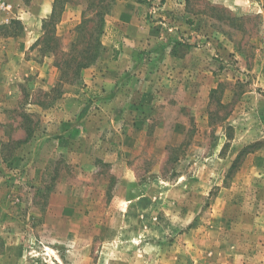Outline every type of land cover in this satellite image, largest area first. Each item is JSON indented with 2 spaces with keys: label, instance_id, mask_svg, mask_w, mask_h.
<instances>
[{
  "label": "rangeland",
  "instance_id": "rangeland-1",
  "mask_svg": "<svg viewBox=\"0 0 264 264\" xmlns=\"http://www.w3.org/2000/svg\"><path fill=\"white\" fill-rule=\"evenodd\" d=\"M8 1L0 25H22L0 34V264H264V0H129L151 47L119 79L104 54L55 93L95 3L61 0L55 38L49 15L22 55L39 21L20 9L39 2Z\"/></svg>",
  "mask_w": 264,
  "mask_h": 264
},
{
  "label": "crops",
  "instance_id": "crops-1",
  "mask_svg": "<svg viewBox=\"0 0 264 264\" xmlns=\"http://www.w3.org/2000/svg\"><path fill=\"white\" fill-rule=\"evenodd\" d=\"M38 9L37 11L34 10V12H32L31 10H25L28 9L29 6H27V8L23 9L21 7L20 10L24 11V15L23 16H19L20 19H22L24 24H27L25 22V19H32L35 20V22L39 21V27H37V29L32 30L31 27L29 25H25V32L22 35L23 37H19V39L21 40L20 43H24L23 47L20 48L21 50V54L23 52L22 55H24V50H29L32 48V44H34L39 37L42 34V22L43 19L48 17L49 15H51L52 11H53V0L48 1H42V0H38ZM117 6L115 7V10L107 16V23L110 22L109 18L113 19V24L115 25L114 27V32L109 31L108 28L106 27L105 29V33L103 35L104 39H103V44L104 46H106L107 48H105V52L103 53L108 56H110V54L112 55V53H115V56H118L119 58H116L115 63L116 64H112L109 60H107V62H102V74H104V78L107 76H116L117 75V79H119V75H122V73L124 72V68L125 67H129L132 66L134 64V62L136 60L132 59L134 58L135 54L140 55L142 52L141 49H145L144 47H151L149 45V42H153V39H149L147 40V38L149 36H151V32H150V27H148L144 22H142L140 20L139 17V12H137V9L134 5V3H132V1L129 0H117ZM13 4V3H12ZM21 3L19 2V5ZM34 13V14H32ZM22 14V13H20ZM1 18V17H0ZM12 19L9 20V22H11ZM37 20V21H36ZM7 21V20H6ZM6 22V23H9ZM0 23H4L2 21V19H0ZM37 30V32H39V35L36 36L35 38H33L32 41V34L35 33V31ZM109 33H113V36H116L117 39H113L110 44L109 41H107V36H105L106 34ZM156 35V34H154ZM19 36V35H17ZM14 37L16 36H5L3 37L4 40H10V39H14ZM31 41V42H30ZM141 41H144L143 43H145V46H142L143 43H141ZM27 42V45L25 44ZM34 46V45H33ZM111 50H110V49ZM5 47H0L1 51H4ZM110 51V53L108 52ZM112 51V52H111ZM107 52V53H106ZM143 52H145V50H143ZM109 53V54H108ZM103 57V56H102ZM101 57L100 60L104 61V59ZM127 57H129L127 59ZM29 61V60H28ZM120 65V66H119ZM129 65V66H128ZM118 67H120L119 69L122 70H117ZM122 67V68H121ZM100 69V68H99ZM96 69V70H99ZM94 71L93 67H89L86 68L83 71V75L85 76H89L92 72ZM100 76V75H99Z\"/></svg>",
  "mask_w": 264,
  "mask_h": 264
},
{
  "label": "trees",
  "instance_id": "trees-1",
  "mask_svg": "<svg viewBox=\"0 0 264 264\" xmlns=\"http://www.w3.org/2000/svg\"><path fill=\"white\" fill-rule=\"evenodd\" d=\"M87 3H95L96 11L93 14V17L89 18L86 15L82 16L81 23L77 25L76 32L78 33V39H84L86 42V47L77 50V55H79L83 60L79 62L76 65H66L63 66L61 63H57L58 68L61 71V76H63L59 79V82L56 87H54L51 90V93L59 92V86L63 83V81L67 80L64 79L65 76H69L70 80H67L69 83H73L74 81H77L80 79V75L83 69L93 65L96 63L97 60H99L103 53L105 52V46L102 42V35L104 33L105 28V22H106V15L108 14V11L102 10V4L106 0H87ZM61 0H56L53 6V11L51 15L47 18V20L44 21V36L41 40H45V38L48 36V33H50L47 30V26L51 23H54V34L53 38H55V31H56V21H60L61 15H62V9L63 4ZM66 4V3H65ZM64 5V4H63ZM21 24V21L18 19H12L9 24H1L0 25V34L3 36H17L19 33L17 31H14L13 29H17ZM87 39V40H86ZM73 48V50H75ZM51 52H54L53 49L50 50ZM72 52V51H71ZM75 51H73L74 53ZM76 56V55H74ZM49 95V93H48ZM27 137L25 138V141L31 138L32 136V129L26 130Z\"/></svg>",
  "mask_w": 264,
  "mask_h": 264
},
{
  "label": "built area",
  "instance_id": "built-area-1",
  "mask_svg": "<svg viewBox=\"0 0 264 264\" xmlns=\"http://www.w3.org/2000/svg\"><path fill=\"white\" fill-rule=\"evenodd\" d=\"M12 9H13V4L11 2H9L8 0H0V11L4 12V11H10Z\"/></svg>",
  "mask_w": 264,
  "mask_h": 264
}]
</instances>
